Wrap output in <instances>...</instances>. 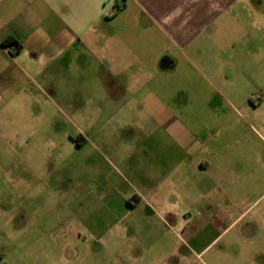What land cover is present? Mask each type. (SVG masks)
Returning a JSON list of instances; mask_svg holds the SVG:
<instances>
[{
	"label": "rangeland",
	"instance_id": "1",
	"mask_svg": "<svg viewBox=\"0 0 264 264\" xmlns=\"http://www.w3.org/2000/svg\"><path fill=\"white\" fill-rule=\"evenodd\" d=\"M208 45L171 75L157 62L132 103L76 71L67 91L0 114V264H264V42ZM213 150L209 193L191 167L179 191L159 189L163 170L138 156Z\"/></svg>",
	"mask_w": 264,
	"mask_h": 264
},
{
	"label": "crops",
	"instance_id": "2",
	"mask_svg": "<svg viewBox=\"0 0 264 264\" xmlns=\"http://www.w3.org/2000/svg\"><path fill=\"white\" fill-rule=\"evenodd\" d=\"M10 37L16 43L5 45ZM221 37L239 47L264 42V0H0V114L67 91L76 71L96 77L108 100L132 103L139 91H150L157 62L171 75L204 45L219 46ZM238 58L247 59L243 52ZM210 154L194 161L186 151L138 156L163 170L154 180L159 189L172 184L179 191L191 167L205 176L197 177L196 188L209 193L220 183L211 174L219 155ZM143 163H136L138 173ZM225 179V189L234 190ZM137 200L133 208L142 202ZM147 206L149 216H160L154 204Z\"/></svg>",
	"mask_w": 264,
	"mask_h": 264
},
{
	"label": "trees",
	"instance_id": "3",
	"mask_svg": "<svg viewBox=\"0 0 264 264\" xmlns=\"http://www.w3.org/2000/svg\"><path fill=\"white\" fill-rule=\"evenodd\" d=\"M14 43H16V40L13 37L5 41V45H13Z\"/></svg>",
	"mask_w": 264,
	"mask_h": 264
},
{
	"label": "built area",
	"instance_id": "4",
	"mask_svg": "<svg viewBox=\"0 0 264 264\" xmlns=\"http://www.w3.org/2000/svg\"><path fill=\"white\" fill-rule=\"evenodd\" d=\"M13 48H14L15 50H17V47L14 46Z\"/></svg>",
	"mask_w": 264,
	"mask_h": 264
}]
</instances>
